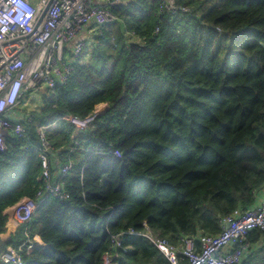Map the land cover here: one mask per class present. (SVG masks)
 <instances>
[{"label": "trees", "instance_id": "trees-1", "mask_svg": "<svg viewBox=\"0 0 264 264\" xmlns=\"http://www.w3.org/2000/svg\"><path fill=\"white\" fill-rule=\"evenodd\" d=\"M178 1L192 12L173 19L160 0L111 4L118 19L99 28L66 83L31 110L28 138L8 136L0 253L13 246L21 263L0 264H103L115 252L118 264H170L147 237L124 233L114 249L112 235L146 221L177 243L218 232L221 216L255 203L264 187V0ZM102 101L107 110L78 137L93 148L113 142L122 155L68 154L73 126L61 116H86ZM49 121L54 153L74 163L65 176L71 196L40 204L28 247L25 224L5 209L40 187L35 126ZM261 237L255 229L248 240ZM240 264H264V243Z\"/></svg>", "mask_w": 264, "mask_h": 264}, {"label": "built area", "instance_id": "built-area-1", "mask_svg": "<svg viewBox=\"0 0 264 264\" xmlns=\"http://www.w3.org/2000/svg\"><path fill=\"white\" fill-rule=\"evenodd\" d=\"M129 0H0V153L8 148L10 135L28 138L27 123L31 120L29 112L20 110L23 97L42 88L54 91L58 84L66 83L71 74L75 59L81 53L84 40L78 39L82 29L91 24L92 29L118 19L110 8L111 4ZM160 10L171 18L192 12L191 6L178 0H160ZM44 15L40 19L41 14ZM159 31V27L155 29ZM135 35V32H130ZM72 55L74 60L68 59ZM99 111L93 110L86 116L70 113L62 119L73 126L72 143L68 154L76 150L113 153L122 152L113 142L104 146H85L78 134L88 128ZM53 122L37 124V152L40 159L38 179L40 187L33 197L23 196L8 206L9 213L17 223L25 224L23 234L28 247L30 239L29 223L32 222L40 204L49 197L67 200L71 193L65 176L72 170L71 159L63 161L55 168L52 164L54 146L49 138ZM29 142L23 148H30ZM84 165L80 175L83 176ZM218 232H205L197 237L183 234L177 243L154 232L146 221L142 230L130 227L112 235V247L122 246L124 233L147 237L168 259L170 264H240L250 250L252 243L248 235L252 230L264 234V197L258 203L246 208L236 207L219 218ZM117 252L108 253L103 264H118ZM4 261L21 263V256L15 249L1 251Z\"/></svg>", "mask_w": 264, "mask_h": 264}, {"label": "crops", "instance_id": "crops-1", "mask_svg": "<svg viewBox=\"0 0 264 264\" xmlns=\"http://www.w3.org/2000/svg\"><path fill=\"white\" fill-rule=\"evenodd\" d=\"M92 27H93V26H92L91 24H87V25L84 27V31H83L81 34H79L78 39H82V40L85 41V43H88L89 39H92V38H93V34H94L93 31H94V29H92ZM87 32H89V33L87 34ZM39 91H40V90H38V92H39ZM35 92H36V91H35ZM40 92H41V91H40ZM32 93H34V92H32ZM31 104H32V106H33V107H31V108H33V109H37V108H39V107L41 106L42 102H40L39 105H38L37 102H35L34 104L31 103ZM98 104L101 105L100 108L97 107ZM37 105H38V106H37ZM108 106H109L108 101H102V102H99V103H97V104L95 105V110L99 111V113H103V112H105V110H107ZM33 109H31V110H33ZM29 113H30V112H29ZM61 162H63V161H61L60 159H58V158H57V155L53 152V153H52V164H53V166H54L55 168H57ZM262 197H264V187H263L262 189L259 190V192H258V194H257V199H256V201H255L254 204L258 203L259 200H260ZM263 243H264V240H263L262 237L260 238V240H259L258 242H252L253 247H255V248L261 246Z\"/></svg>", "mask_w": 264, "mask_h": 264}, {"label": "rangeland", "instance_id": "rangeland-1", "mask_svg": "<svg viewBox=\"0 0 264 264\" xmlns=\"http://www.w3.org/2000/svg\"><path fill=\"white\" fill-rule=\"evenodd\" d=\"M98 30V28H95V30L93 31L94 32V34H93V38H94V35L95 34H97V33H99L100 31H97ZM84 31V29H82V31L80 32V34L82 33ZM89 32H87V34H88ZM92 38V39H93ZM92 39H89V41H88V43L92 40ZM90 47V46H89ZM68 59H70V60H74V57L72 56V55H69L68 56ZM41 91V92H40ZM40 91L38 92V91H36V92H34V93H29V94H27V95H25L24 97H23V101L21 102V105H20V110L22 111V112H31V109H33V108H31V107H33L32 106V104L31 103H35V102H37L38 103V105L40 104V102L42 101V97H43V95L44 94H50V92H48L47 90H45L44 88H42V89H40ZM37 105V106H38ZM7 248H9V249H12V248H14L13 246H7ZM0 256H1V253H0Z\"/></svg>", "mask_w": 264, "mask_h": 264}, {"label": "water", "instance_id": "water-1", "mask_svg": "<svg viewBox=\"0 0 264 264\" xmlns=\"http://www.w3.org/2000/svg\"><path fill=\"white\" fill-rule=\"evenodd\" d=\"M43 15H44V11H43V13L41 14V16H40V19H39V21L41 20V18L43 17Z\"/></svg>", "mask_w": 264, "mask_h": 264}, {"label": "bare ground", "instance_id": "bare-ground-1", "mask_svg": "<svg viewBox=\"0 0 264 264\" xmlns=\"http://www.w3.org/2000/svg\"><path fill=\"white\" fill-rule=\"evenodd\" d=\"M100 107H101V106H100ZM100 107H99V108H100Z\"/></svg>", "mask_w": 264, "mask_h": 264}]
</instances>
